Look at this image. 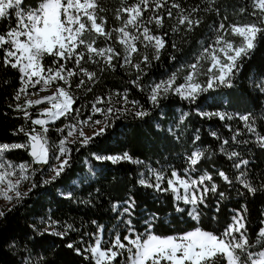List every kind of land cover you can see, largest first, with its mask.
<instances>
[{
    "label": "trees",
    "instance_id": "trees-1",
    "mask_svg": "<svg viewBox=\"0 0 264 264\" xmlns=\"http://www.w3.org/2000/svg\"><path fill=\"white\" fill-rule=\"evenodd\" d=\"M35 2L36 0H31V3ZM131 2L132 0H129V3ZM179 2L182 7L188 9L199 5L201 10L195 16L201 23L190 32L185 31L184 27L173 32L176 21L174 18H168L165 13L162 28H157L154 23L150 25L153 34L163 35L165 47L161 49L157 60L152 58L151 48L146 49L143 44L137 43L139 52L133 54V63H140L143 55H148L150 61L149 64L141 63L143 73L139 83L144 89L167 79L173 73H178L176 83H183L186 66L196 60L202 52V46L206 47L211 43L215 36L214 30L220 23L227 28L230 24H246L256 19L251 15V0H215L211 4L210 0ZM97 3L98 16L106 20L105 31L122 26L123 20L116 19L122 0H97ZM210 6L213 10H204ZM101 8L104 11H99ZM241 8L246 11L241 13ZM175 12L173 9L174 16ZM144 15L147 16L148 13ZM121 16L126 18L127 14L121 13ZM5 23L14 24V16L11 21L0 22V31L6 30ZM93 36L95 33L86 34L85 38L92 39ZM227 39L234 43L239 40L230 31ZM108 45L121 52V56L113 59L114 68L105 67L103 71L98 65L82 61V66L89 71H95L97 77L94 82H89L87 77H84L86 84L79 89L76 85L81 76L72 78L70 90L76 97L73 107L82 109L83 119L91 114V104L97 97L107 101L111 96L114 101H120L112 106L114 109H122V114L119 118L113 116L112 126L104 135L96 137L88 145L81 146L79 142L67 144L71 149L70 166L56 181L41 184L43 179L50 177L47 165H44L41 171L30 172V188L33 182L37 187L28 191L0 216V264H25L26 261L28 264H90L89 260H85L83 255H77L74 248H68L67 244L72 243L74 247L81 249L94 244L93 234L97 231V225L104 227V241H111L116 233L121 236L127 234L124 221L129 217L121 213L130 198L135 201L131 220L137 232H144L146 218L156 214L158 219L153 231L161 235H175L195 227L207 231H223L230 222L233 210L246 205V227L249 237L255 241L259 229L264 227L261 223L264 220V188L261 187L264 185V148L255 142L254 134L247 132L238 119V114H252L255 119L254 126L258 132L264 134V40H261L250 58L241 62L242 67L232 79V87L209 89L194 103L168 93L155 106L148 99L149 92L132 83L137 77V70L131 65L123 64L122 45L117 42L115 32L108 41H105L104 37L96 38L95 46ZM2 58L3 52L0 50V144L26 143L28 137L24 133L13 135V132L22 125L28 129H37V125H32L30 120L26 122L23 113L16 110V104H23L26 99L24 95L20 101L14 99L16 91L21 87L20 73L10 66L5 67ZM52 59L46 57L44 63L51 64ZM202 64L207 67L206 62L202 61ZM201 78L206 81L205 76L201 75L199 79ZM58 83L63 85V81ZM88 87L91 91H87ZM39 88L40 85L36 88L30 87L28 92H37ZM125 93L130 100L137 101L147 110L149 115L142 119L135 117L136 109H133L131 104L122 103L121 96ZM108 106L107 103L98 105L100 108ZM41 108V104L28 108L32 119L39 118ZM211 112H226L234 118L221 121L218 117L209 118L200 114ZM97 118L103 119V116L93 117ZM69 122L61 117L49 128L47 138L50 146L58 145L62 136L57 128L64 127ZM226 125H230L232 131H229ZM87 127L89 126L84 128ZM236 130L241 131V135L237 137L241 143L231 141ZM212 131H215L221 140L210 135ZM66 132L67 129L63 135H66ZM196 136H199V140L193 143ZM224 138L230 141L229 145L224 146L228 151L235 150L239 153V159L249 161L240 171L246 172L249 181L256 186L255 193L249 192L235 179L239 173L233 167L234 160L228 159L221 152V142ZM244 141L247 143H243ZM196 149L203 150L205 155L195 166V170H190L188 175L196 179L207 172L213 176V181L218 186L216 193H208L207 206H200L199 221L187 214L191 206L183 204L182 201L177 202L170 191H156L155 188L144 187L138 183L141 173L146 180L154 182L152 170H155L165 174L162 187H167V177L172 170L183 175L190 169L188 156ZM123 152H128L142 163L122 161L113 164L111 161H99L94 157V154L117 155ZM3 159L17 166L15 169L21 163L33 165L28 149L8 151ZM33 167L34 170L39 169L35 164ZM221 170L232 178L231 184L225 183L217 175ZM69 192L72 193L71 198H68ZM221 192L224 193L223 198L219 195ZM114 205H119L116 211L113 210ZM177 206L186 211L177 212ZM49 220L56 222L49 232L63 231L69 224L74 230H69L63 238L43 232L47 224L41 222ZM34 226L40 231L34 230Z\"/></svg>",
    "mask_w": 264,
    "mask_h": 264
},
{
    "label": "snow or ice",
    "instance_id": "snow-or-ice-1",
    "mask_svg": "<svg viewBox=\"0 0 264 264\" xmlns=\"http://www.w3.org/2000/svg\"><path fill=\"white\" fill-rule=\"evenodd\" d=\"M214 2L215 0H210V4ZM250 6L253 8L251 15L256 19L246 24H230L227 28L220 23L214 30L215 36L211 43L206 47L202 46V52L196 60L186 66L187 72L183 83L177 84L178 73H173L167 79L144 89L139 83L143 73L141 63L149 64L150 61L148 55H143L140 63H133V54L139 52L137 43L143 44L146 49L151 48L152 58L158 60L161 49L165 47V40L163 35L153 34L150 25L154 23L157 28H162L166 13L168 18H174L176 21V26L172 28L173 32L179 31L181 27L190 32L194 27H199L201 23V20L195 16L201 10L199 5L188 9L182 7L179 0H132L131 3L129 0H122V6L116 15L117 20H123L122 26L112 31H105L106 20L98 16L97 0H36L35 3H31V0H0V22L11 21L13 16L15 18L14 24L5 23L6 30L0 31L3 64L5 67L10 66L17 69L20 73L21 87L16 91L14 99L20 101L22 95L37 97L36 99L27 98L23 104L17 103L15 108L23 113L26 122L30 120L32 125L41 126L39 132L35 127L28 129L23 125L13 132V135L24 133L28 137L26 143L0 144V186H3L0 187V197L11 202L13 197L8 193L14 192L17 199L22 198L26 193L19 192L20 182L30 179V176L24 174L29 170V165L24 163L18 165L20 175L15 182L10 179L16 176L14 169L17 166L3 159L6 152L14 149H30L32 163L47 165V171L52 174L48 179H43L41 184L52 183L59 179L65 169L70 166L71 149L67 147L68 143L79 142L81 146L88 145L96 137L104 135L106 130L112 126L113 116L119 118L122 114V109H114L112 106L120 101H114L111 96L107 101L97 97L91 104V114L83 119H81L82 109L73 107L76 104V97L70 90L72 78L81 76L76 85L79 89L86 84L84 77H87L89 82H94L97 77L95 71H89L82 66V61L98 65L103 71L105 67L114 68L113 59L121 56V52L116 51L111 45L95 46L97 37H104L105 41H108L112 39L113 32L117 34V42L122 45L123 64L131 65L137 70V77L132 83L141 90L149 92L148 99L154 106L168 93L194 103L202 93L209 89L232 87V79L242 67L241 62L250 58L261 40H264V0H251ZM173 9L176 10L175 16ZM204 10L213 9L210 6ZM99 11L104 10L101 8ZM245 11V8L240 9L241 13ZM121 13L127 14L126 18H123ZM145 13L148 15L145 16ZM229 31L232 35L240 37L239 43L227 39ZM92 33H95L92 39L85 38L86 34L92 35ZM46 57L53 58L51 64L44 63ZM202 61L207 63L206 68ZM201 75L206 76V81L199 79ZM59 81H63V85L67 87L59 84ZM53 84H55L54 88ZM37 85H40L39 91L29 94L28 89L36 88ZM87 91H91V88L88 87ZM41 93L48 94L40 95ZM121 100L123 104H131L132 108L136 109L135 117L142 119L149 115V112L144 110L137 101L130 100L126 93L121 96ZM45 102L50 107L39 113L44 118L32 119L28 108ZM105 103L109 106L98 107ZM200 114L209 118L215 116L221 121L234 118L226 112ZM97 115L103 116V119H93ZM61 117L70 122L64 127L57 128L62 136L58 145L52 147L47 139L49 131L47 125L55 123ZM238 119L248 133L255 135V142L264 148V134L258 132L254 126L255 119L252 114H238ZM85 126L93 127L91 136L85 134L83 130ZM226 127L232 131L230 125ZM66 129V135H63ZM210 135L221 140L215 131H212ZM240 135L241 131L236 130L231 141L241 143L237 140ZM69 138L72 139L69 140ZM197 140L199 136L194 138L193 143ZM229 143V139H222V154L234 160L233 167L239 173L235 179L249 192L255 193L256 186L249 181L246 172L240 171L249 164V161L239 159V153L235 150L228 151L224 146ZM204 155L201 149L190 153L188 156L190 169L186 170L183 175L172 170L170 176L167 177V187H162L165 174L155 170H152L154 182L146 180L144 174L141 173L138 183L144 187L155 188L156 191H170L177 202L182 201L183 204L191 206L187 214L199 221L200 206H207L208 193H216L218 187L213 181V176L207 172L196 179L188 175L190 170H195V166ZM94 157L96 160L111 161L113 164L122 161L142 163L128 152L117 155L94 154ZM34 171H41V169ZM217 175L225 183H232V178L224 171H218ZM35 187L37 184L33 182L28 191ZM261 187L264 188V185ZM67 195L71 198L72 193L69 192ZM219 195L223 198L224 193L221 192ZM118 207L119 205H114L113 210L116 211ZM134 209L135 201L130 198L121 213L129 217L124 221L127 234L121 236L116 233L111 241H104V227L97 225V231L93 234L94 244L81 249L68 243L67 247L74 248L77 255H83L85 260L90 261V264H114V262L115 264H264V227L259 229L255 241L249 237L246 227L248 212L246 205L233 210L230 222L226 224L223 231H207L201 227H195L193 230L175 235H161L153 231L158 219L156 214L146 218L144 232H137L131 220ZM176 211L183 213L186 209L177 206ZM3 215L4 213L0 211V216ZM41 223L47 224L43 232H49V229L54 228L56 224L51 220ZM261 223L264 224V220ZM34 230L40 231L35 226ZM69 230H74L70 224L63 231H51L49 234L63 238ZM25 264L28 262L26 261Z\"/></svg>",
    "mask_w": 264,
    "mask_h": 264
},
{
    "label": "rangeland",
    "instance_id": "rangeland-1",
    "mask_svg": "<svg viewBox=\"0 0 264 264\" xmlns=\"http://www.w3.org/2000/svg\"><path fill=\"white\" fill-rule=\"evenodd\" d=\"M236 37H238V43L240 42V37L239 36H236ZM206 77V76H205ZM201 81H202V78L200 79ZM26 99L27 98H35V96H29V97H25ZM42 105V108L40 109V111H39V113L43 110V109H45V108H48V107H50V105L49 104H47V102H45V103H42L41 104ZM39 118H44V117H41L40 115H39ZM39 118H37V119H39ZM60 120V119H59ZM59 120H57V121H55V123H57ZM55 123H50V124H48L47 125V127H48V129L53 125V124H55ZM96 127H99V126H96ZM84 130V132H85V134L86 135H89V136H91L92 135V133H93V127H91V126H89V127H87V128H84L83 129ZM37 131L39 132V131H41V126L40 125H37ZM48 139V138H47ZM70 139H72V138H70ZM49 142V141H48ZM29 150V149H28ZM34 165V164H33ZM33 165H29V170L26 172V173H24L25 175H28V176H30L31 175V173L30 172H33L34 171V167H33ZM35 165H37L38 166V168L39 169H41V168H43V166L42 165H39V164H35ZM15 171H16V176H12V177H10V179L11 180H13V182H15V180L19 177V175H20V172H19V169L17 168V169H14ZM52 174L50 173V176H51ZM30 184H31V176H30V179L29 180H27V181H21L20 182V185H19V192H21V193H27L28 192V189L30 188ZM0 187H3V186H0ZM8 195H10V196H12L13 197V199H12V201L11 202H8L7 200H5V199H3L2 197H0V211H2V212H4L5 210H7L11 205H13L14 203H16L17 201H19L20 199H17L16 198V196H15V193L14 192H9L8 193Z\"/></svg>",
    "mask_w": 264,
    "mask_h": 264
},
{
    "label": "water",
    "instance_id": "water-1",
    "mask_svg": "<svg viewBox=\"0 0 264 264\" xmlns=\"http://www.w3.org/2000/svg\"><path fill=\"white\" fill-rule=\"evenodd\" d=\"M37 97H35V98H33V99H36ZM29 152H30V149L28 150V155H29V157L32 159V157H31V155L29 154Z\"/></svg>",
    "mask_w": 264,
    "mask_h": 264
},
{
    "label": "bare ground",
    "instance_id": "bare-ground-1",
    "mask_svg": "<svg viewBox=\"0 0 264 264\" xmlns=\"http://www.w3.org/2000/svg\"><path fill=\"white\" fill-rule=\"evenodd\" d=\"M46 94H48V93H41L40 95H46Z\"/></svg>",
    "mask_w": 264,
    "mask_h": 264
}]
</instances>
